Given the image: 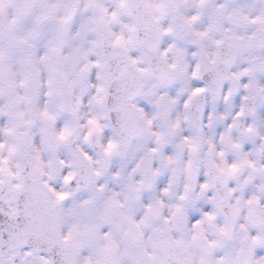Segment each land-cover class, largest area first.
<instances>
[{
    "label": "snow or ice",
    "instance_id": "1",
    "mask_svg": "<svg viewBox=\"0 0 264 264\" xmlns=\"http://www.w3.org/2000/svg\"><path fill=\"white\" fill-rule=\"evenodd\" d=\"M0 264H264V0H0Z\"/></svg>",
    "mask_w": 264,
    "mask_h": 264
}]
</instances>
